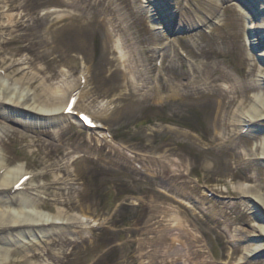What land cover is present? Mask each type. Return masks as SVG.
I'll list each match as a JSON object with an SVG mask.
<instances>
[{"label":"rangeland","instance_id":"obj_1","mask_svg":"<svg viewBox=\"0 0 264 264\" xmlns=\"http://www.w3.org/2000/svg\"><path fill=\"white\" fill-rule=\"evenodd\" d=\"M237 1L60 0L38 8V17L55 11L61 20L58 26L74 22L64 20L68 12L85 14L89 22L82 37L87 40L81 41L85 50L51 56L63 59L56 68L39 62L48 75L54 70L61 73L47 85L60 91L70 81L79 83L83 87L79 98L90 81L109 93L95 107L82 100L81 110L92 114L104 108L109 116L115 105L121 107L118 120L103 121L105 128L97 131L85 130L74 120L36 126L43 130L44 139L53 140L57 128L70 126L68 138L92 136L106 144L103 152L95 155L102 157L97 168L78 186L85 196L83 204L96 214L90 222L91 231L85 234L92 254L84 264H117L129 251L131 226L138 241L134 246L136 264L152 261L146 254L157 251L154 259L158 264H187L197 250L209 264H264V249L254 258L246 255L249 248L264 246V235L257 229L264 209L250 210L247 198L237 189L245 185L251 196L264 197V159L259 160L264 151V120L248 133L239 123H230L234 131L238 126L231 137L235 135L233 143H240L241 160L233 155L232 144L218 137L227 95H239L238 102H246L244 110L259 108L257 99H264V58L259 57L264 44L261 48L255 45L258 37L261 40L264 22L258 23L249 12V7H255L253 0L247 7ZM0 6L6 8L1 0ZM254 25L262 30L259 34ZM252 38L256 40L249 45ZM17 46L13 43L10 49L16 51ZM36 48L33 59H39L44 51ZM26 57V53L16 54L14 68H23ZM148 59H153L152 65ZM160 72L173 88L159 93L157 89L164 83L157 79ZM71 74L73 78L67 79L65 75ZM115 74L119 76L116 89ZM217 74L222 75L219 81L214 80ZM253 86L263 89L250 90L247 99L244 89ZM7 112L13 113V118L35 121L21 109ZM6 124L23 132L16 122ZM6 137L12 167L23 166L30 174L48 171L47 167H34L37 158L32 152L36 148ZM113 148L120 154L117 159L110 157ZM130 156L136 157L132 169L127 164ZM166 230L170 237L165 245L157 247L150 241ZM191 240L197 241L196 247Z\"/></svg>","mask_w":264,"mask_h":264},{"label":"bare ground","instance_id":"obj_2","mask_svg":"<svg viewBox=\"0 0 264 264\" xmlns=\"http://www.w3.org/2000/svg\"><path fill=\"white\" fill-rule=\"evenodd\" d=\"M58 1L60 0L43 2L39 0H1L6 8L0 6V264H84L85 258L92 254V250L89 249L91 241L85 234L91 231L90 222L96 214L83 204L85 196L78 186L93 168H97L102 157L95 155H100L106 148V144L92 136L85 140L68 138L70 126L57 128V131L53 133V140L42 138L43 130L36 128L38 125L40 127L47 123L73 120L82 124L77 117L81 101L87 102L88 107H95L99 99L106 97L109 93L102 92L101 87L87 81L85 93L74 107L69 109L71 100L81 88L80 84L70 81L60 91H54L49 84L47 85L61 73L54 70L53 74L48 75L39 62L45 61L49 66L56 68L63 59H55V54L85 50L81 41L87 40L82 37L84 31H88L89 28V22L82 13H66L64 20L74 22H64L60 26L58 25L61 20L58 19L55 11H47L42 17L36 16L40 6L55 4ZM248 1L240 0L237 3L241 4V7L246 4L247 7L250 4ZM251 3H254L255 7H249V12L254 15L258 23L259 21L264 22V0H253ZM51 17L53 21H50ZM256 25L252 28H258ZM189 31H194V29ZM255 31L259 34L262 30L255 29ZM252 36L256 37V34ZM258 38L257 40L256 38L250 39L249 45H253V41L256 40V48H261L264 44V31H262L261 40ZM13 43L19 45L16 51L10 49ZM36 47L44 50L38 56L39 59H33L31 55L37 49ZM23 53L27 54L26 59H22L23 68H14L15 59L12 58L16 54ZM51 56H54L53 59H50ZM259 57L264 58V53H259ZM152 61L153 59H148V63ZM149 69L152 71V68ZM19 74L22 76L16 78ZM73 75L65 76L70 80ZM162 75L160 72L157 77V79L164 80L163 85L157 89L159 93L173 88L172 82ZM174 78L177 79V75ZM220 78L222 75L217 74L214 80L219 81ZM118 81L119 76L115 74L113 88L119 87ZM142 86L144 88V85ZM260 89L263 88L253 86L244 89L243 96L247 98V92L261 91ZM172 91L176 95L179 94L175 89ZM238 96L227 95L228 101L223 104L222 119L218 124L220 129L218 137L222 138L226 144H232L233 155L241 160L244 154L238 150L240 143H233L235 135L233 139L231 137L232 133L236 134L238 126L236 128L235 125L236 130L234 131L230 123H239L240 128H247V133L254 131L259 121L264 120V115H262L264 99H257L259 108L252 107L244 110L246 102L239 103ZM113 102L116 104L117 100ZM234 106L237 108L236 112H233ZM20 109L26 111L35 121L13 118V113L7 112ZM120 112L121 107L115 105L109 116H105L106 110L103 108L93 113L91 119L96 123L97 129L105 128L100 124L106 120H118ZM7 121L21 125L23 132H17L8 126ZM82 127L86 129L84 125ZM28 133L34 136L30 137ZM6 136H11L14 140L18 138L17 142L26 141L27 148H36L32 152L37 158L34 167H47L48 171L29 174L23 166L12 167L14 160L8 156ZM261 154L259 160L264 159V151ZM111 156L117 159L120 154L112 150L110 151ZM251 156L253 157L254 154L252 153ZM135 159V156L127 158V164L131 169ZM237 189L244 198H247L245 204L250 210L256 209L258 212L264 209V197L251 196V191L245 185ZM41 210L48 212V215H43ZM258 219L260 221L257 227L258 232L264 235V219L260 216ZM134 231H136L135 227L131 226L127 236L129 251L125 256L120 257L117 264H136L138 261L137 253L134 251V246L138 244ZM71 234L77 236L73 237ZM26 236L32 237L33 240L27 239ZM169 237L170 231L166 230L159 238L150 241L157 247H162ZM191 244L196 247L197 241L191 240ZM6 245L11 248L5 247ZM171 245L169 248L175 249ZM263 249L264 246L261 244L255 248H249L247 258L256 257ZM158 254V251L153 255L146 254L152 260L147 264H158L154 259ZM187 264H209V262L197 250L192 253L191 258H188Z\"/></svg>","mask_w":264,"mask_h":264}]
</instances>
